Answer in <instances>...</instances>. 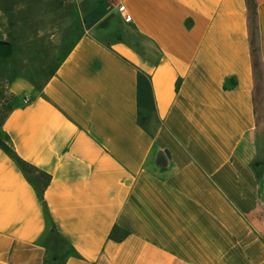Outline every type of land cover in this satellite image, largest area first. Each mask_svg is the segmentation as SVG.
<instances>
[{"label": "crops", "instance_id": "0c3cea01", "mask_svg": "<svg viewBox=\"0 0 264 264\" xmlns=\"http://www.w3.org/2000/svg\"><path fill=\"white\" fill-rule=\"evenodd\" d=\"M4 2L0 264H264V0Z\"/></svg>", "mask_w": 264, "mask_h": 264}, {"label": "rangeland", "instance_id": "374dc122", "mask_svg": "<svg viewBox=\"0 0 264 264\" xmlns=\"http://www.w3.org/2000/svg\"><path fill=\"white\" fill-rule=\"evenodd\" d=\"M8 1L13 3L12 6H15L18 3H22L23 5H26V3L28 1H31V0H8ZM82 1H83V6L81 8L83 11V22L82 23H85L86 22V17H85L86 15L84 16V14L86 13V10L89 9V5H90L91 0H82ZM92 1H94V0H92ZM99 1H100V6H104L103 4H105L108 1H110L111 4L115 2V0H98V2ZM58 3H60L62 6H66L69 10L72 6H74V4L78 3V0H58ZM30 5H32V6H28V7L26 6V8L22 12H17V15H19L18 17L23 18V24H26V21L28 19L27 18L28 15L32 16L34 13H39L37 8L34 7L35 6L34 4H30ZM5 8H6V5L4 2V4L0 5V9H2V10H0V13H2V16H3L2 22L4 24V28L7 27V24L9 26V24H10L9 22H11V18H15V19L17 18L15 15L16 14L15 11H13V12L7 11V10H5ZM19 31L20 32L22 31V33H26V28L23 26H22V28L19 27ZM16 39H17V37L11 36V34H10V36L7 37L5 42H8V44H7L8 47L3 46V49H2L3 52L0 51L1 59L9 60L12 58L13 55L11 54V52L14 50V47H16V45L18 44L16 42ZM4 44L6 45V43H4ZM41 45L39 44L38 46L41 47ZM31 47H35V45L33 44V46H32L31 44H24L23 48L20 49V52L27 54V51ZM4 48H6V49H4ZM40 61L41 62L39 64H36L35 66H38V65L41 66L42 65L43 67H49V68L54 66V62L52 60L49 61V64L46 60H40ZM29 62L32 63L33 60L30 59ZM18 67H19V69L23 68V65L21 62L18 63ZM8 83H9L8 80H1L0 79V123L3 120V118L6 116L8 109H10L13 105V95L10 92V89L8 88ZM29 173L33 179H36L37 177H39L38 173H36L35 171L29 170Z\"/></svg>", "mask_w": 264, "mask_h": 264}, {"label": "trees", "instance_id": "16d2710c", "mask_svg": "<svg viewBox=\"0 0 264 264\" xmlns=\"http://www.w3.org/2000/svg\"><path fill=\"white\" fill-rule=\"evenodd\" d=\"M247 3H248V6L250 8L252 19L255 20L257 18V4H256V0H247ZM0 148H2L7 154H9L16 161L18 166L22 169V171L26 174V176L35 185V187L38 190V193H39L40 197L43 199L44 198L43 194H44L45 188H46L48 180H49L48 176H46V175L38 172L37 170L33 169L29 164H27L25 161H23L22 159L17 157L16 154L14 153V151L7 144H5L3 142L1 137H0ZM29 170L35 171L36 173H38L39 177H37L36 179H33L30 176Z\"/></svg>", "mask_w": 264, "mask_h": 264}, {"label": "built area", "instance_id": "2783aa9c", "mask_svg": "<svg viewBox=\"0 0 264 264\" xmlns=\"http://www.w3.org/2000/svg\"><path fill=\"white\" fill-rule=\"evenodd\" d=\"M124 19H125L126 21H128V22L131 21V17H130V15H128V14H124Z\"/></svg>", "mask_w": 264, "mask_h": 264}, {"label": "water", "instance_id": "95a60500", "mask_svg": "<svg viewBox=\"0 0 264 264\" xmlns=\"http://www.w3.org/2000/svg\"><path fill=\"white\" fill-rule=\"evenodd\" d=\"M107 23V20L105 21V22H103V24L102 25H104V24H106ZM4 44V43H3Z\"/></svg>", "mask_w": 264, "mask_h": 264}]
</instances>
